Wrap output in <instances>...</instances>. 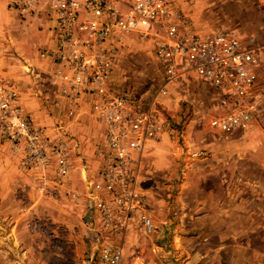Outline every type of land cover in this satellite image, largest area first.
<instances>
[{
    "label": "rangeland",
    "instance_id": "374dc122",
    "mask_svg": "<svg viewBox=\"0 0 264 264\" xmlns=\"http://www.w3.org/2000/svg\"><path fill=\"white\" fill-rule=\"evenodd\" d=\"M167 2L193 33L223 29L248 42L255 31L264 32V0ZM6 15L0 13L1 22ZM15 19L19 34L26 33L29 24ZM41 37L29 30L26 40L14 38L11 48L27 58ZM160 75L154 42L129 34L115 59L114 84L147 102ZM218 98L217 89L194 73L158 98L162 130L155 146L145 149L138 184L147 199L138 212L151 220L152 231L135 219L119 264H264V71L251 94L253 118L245 129L210 127L209 120L223 112ZM61 118L57 112L52 125ZM95 139L97 147L101 133ZM148 153L152 158L146 161ZM82 158L65 184L69 192L53 194L52 200L43 197L49 190L34 183L17 159L28 182L18 187L16 202L0 201V264H100L83 206L70 196L77 188L71 181L83 170L91 176L97 167L95 157L94 164Z\"/></svg>",
    "mask_w": 264,
    "mask_h": 264
},
{
    "label": "built area",
    "instance_id": "2783aa9c",
    "mask_svg": "<svg viewBox=\"0 0 264 264\" xmlns=\"http://www.w3.org/2000/svg\"><path fill=\"white\" fill-rule=\"evenodd\" d=\"M7 5L25 23L45 9L54 22L57 47L49 55L56 68L53 82L67 104L64 119L75 115L77 100L87 96L102 127L101 143L94 150L97 167L86 191L70 196L83 200V219L94 232L99 263L119 264L133 221L139 218L143 230L152 231L151 220L138 212L147 204L138 184L146 143L162 130L158 98L194 73L219 92L223 112L209 120L210 127L245 129L253 118L251 94L258 79L255 49L250 39L246 45L223 29L191 32L167 0H7ZM135 32L154 42L161 68L156 91L147 102L111 80L123 42ZM64 119L58 120L53 134L34 124L16 88L0 74V141L9 144L21 168L33 173L52 196L69 192L65 184L71 170L70 136Z\"/></svg>",
    "mask_w": 264,
    "mask_h": 264
},
{
    "label": "crops",
    "instance_id": "0c3cea01",
    "mask_svg": "<svg viewBox=\"0 0 264 264\" xmlns=\"http://www.w3.org/2000/svg\"><path fill=\"white\" fill-rule=\"evenodd\" d=\"M1 7L3 9H1V12L5 11L7 15L6 23H4V20L2 21L4 23L3 28L1 26L2 22L0 21V74L4 80L16 88L20 96V102L25 110L31 114L34 124L46 126L49 133L53 134L55 133V127L51 123L52 118H54L57 112L59 116H64V108L67 105L63 97L59 95V86L53 82L56 68L49 53L57 47L56 38L52 29L54 22L46 15L45 9L42 8L36 17H33L32 21L28 23L29 29H26V33L19 34V24L15 19L16 14L8 7L7 0H0ZM29 30H32L34 34L44 35V37L38 39L40 44L38 41L32 45L34 54L25 58L24 51L18 54L11 48V44L13 43L12 41L15 42L14 38H16V41H22L23 43L26 40V34ZM15 33H18V35L14 36L13 34ZM253 35L254 37L250 38L249 46L255 49L258 58L256 71L259 73L264 71V32L255 31ZM43 39L47 41L46 45L41 44ZM243 43L248 44L247 41H243ZM77 102L75 105V115L68 117L69 121H71L67 125L70 136L67 146L71 156V170L66 182H70V175L74 173L75 164H83L84 160L82 156L86 155L88 161L94 164V150L96 147L93 140L99 133L102 136V127L91 111L88 97L82 96ZM45 105L52 107H45ZM51 113L53 115H50ZM155 142H157L156 138L147 141L146 148L155 146ZM151 158L152 154L148 153V157L145 160L148 161ZM17 159L19 157L11 151L9 144L0 141L1 202H16L18 187L20 184L28 182L24 180L26 173L20 169ZM28 174L35 183L36 179L32 178L34 174L30 172ZM88 178L89 174L85 170L82 171L79 178H73L74 180L71 182L74 187H77L76 189L73 187L75 192L84 193L86 191ZM49 196L50 193H43V197L52 200L53 196ZM78 203L83 206V200H78ZM81 206L80 208H82Z\"/></svg>",
    "mask_w": 264,
    "mask_h": 264
}]
</instances>
